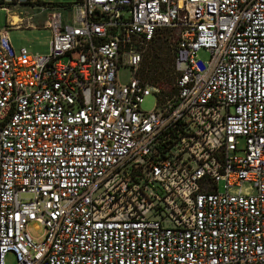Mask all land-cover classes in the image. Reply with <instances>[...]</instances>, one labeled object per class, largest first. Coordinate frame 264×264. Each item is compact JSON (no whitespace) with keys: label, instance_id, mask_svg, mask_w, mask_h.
I'll return each mask as SVG.
<instances>
[{"label":"built area","instance_id":"built-area-1","mask_svg":"<svg viewBox=\"0 0 264 264\" xmlns=\"http://www.w3.org/2000/svg\"><path fill=\"white\" fill-rule=\"evenodd\" d=\"M9 4L51 41L0 27V264H264V0ZM161 28L170 86L139 75Z\"/></svg>","mask_w":264,"mask_h":264},{"label":"rangeland","instance_id":"rangeland-1","mask_svg":"<svg viewBox=\"0 0 264 264\" xmlns=\"http://www.w3.org/2000/svg\"><path fill=\"white\" fill-rule=\"evenodd\" d=\"M40 4H52L55 6L69 5L76 0H39ZM48 9L43 10L40 7L29 8L25 5L9 4L7 9L0 7V27L6 25L7 21L12 19V15L21 18L18 26H10L8 36L10 43L16 52L24 49L27 54L47 55L50 50L51 32L44 27L47 19ZM65 12V10H62ZM175 51V43L170 37V31L167 28H161L154 39L144 48V56L139 75L142 77L143 72L148 70L150 65H154L164 72L159 77L164 81V85L170 86L173 82L172 63ZM198 58L206 60L208 55L205 51L198 53ZM148 74L153 76L154 73ZM121 81H126L129 72L121 69L118 72ZM155 98L153 96L145 97L140 105L143 111H151L154 107ZM219 189L222 190L221 185ZM27 231L34 238H39L44 233V227L40 222L30 221L27 224ZM6 264H17L14 252H8L5 256Z\"/></svg>","mask_w":264,"mask_h":264},{"label":"trees","instance_id":"trees-1","mask_svg":"<svg viewBox=\"0 0 264 264\" xmlns=\"http://www.w3.org/2000/svg\"><path fill=\"white\" fill-rule=\"evenodd\" d=\"M160 30V29H159ZM157 35V34H156ZM151 42V41H150ZM143 56H144V52H143ZM142 61H143V57H142ZM148 71H151L150 73H154L153 76H150L148 74ZM143 78L150 81V82H153V83H159V84H163L164 85V81L163 80H160L159 77L163 76L164 75V72L161 71L159 68H157L156 66L154 65H150L148 67V70L146 72H143L142 74Z\"/></svg>","mask_w":264,"mask_h":264},{"label":"bare ground","instance_id":"bare-ground-1","mask_svg":"<svg viewBox=\"0 0 264 264\" xmlns=\"http://www.w3.org/2000/svg\"><path fill=\"white\" fill-rule=\"evenodd\" d=\"M11 17H12V19L14 20V23H19L20 21H22L21 18H19V17L16 16V15H12Z\"/></svg>","mask_w":264,"mask_h":264}]
</instances>
